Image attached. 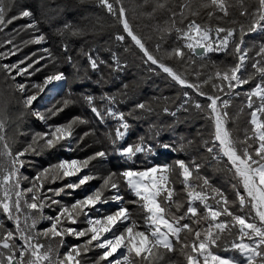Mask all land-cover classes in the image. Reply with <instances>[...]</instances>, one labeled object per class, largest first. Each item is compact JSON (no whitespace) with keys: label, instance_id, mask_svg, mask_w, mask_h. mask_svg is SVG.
<instances>
[{"label":"trees","instance_id":"trees-1","mask_svg":"<svg viewBox=\"0 0 264 264\" xmlns=\"http://www.w3.org/2000/svg\"><path fill=\"white\" fill-rule=\"evenodd\" d=\"M208 2L209 0H147L145 3V0H123V5L127 9V18L133 32L142 39L150 53L190 83L201 84L202 91L215 95L217 93L211 87V83L220 82L215 79L208 84L202 82L209 75H213L217 68L224 70L235 66L238 62L235 55L231 52H211L203 59L197 56L178 60L174 57L169 58L165 54V50H171L179 43L176 40L175 27L183 28L187 24V20L184 24L180 23L179 13L184 5H189L192 10L199 12L196 19L201 24L212 27L219 24L236 28L239 32L242 25L246 29L250 23L249 16L240 15L241 6L237 0H227L230 5V15L224 20L216 19V16L222 15L219 12L209 18L208 12L214 9L201 7V4ZM158 3H163L165 7L156 8ZM258 6L257 0H244V7L249 12L254 11ZM153 8H156L155 13L152 16L147 15ZM22 10L33 12L38 22V30L26 27L31 22L30 18H19L3 26V30L0 31V53L13 50L16 53V60L24 61L23 65L26 67L33 61L39 60V63L28 70L32 74L25 73L23 78V83L28 86V92L31 94L38 91L34 85L41 84L47 75L62 72L66 77L63 89L52 95L41 108L40 112L44 116V121L41 122L34 117L32 107H25L22 96L17 92L12 79L0 62V120L4 123L2 134L14 154L29 145L35 148V151H29L22 157L24 166L20 168L21 187L30 188L33 182L40 184L41 180H37V177L44 174L41 193L59 201V204H52L43 209L45 217H55L60 207L71 208L76 198L80 199V192L66 187L69 183H78V180L72 181L62 175L56 179L52 177L53 166L69 156L78 161L89 160L86 167L88 170L85 173L92 177L88 182V195L101 189L103 198L110 199L113 192L109 187H104V180L110 173L115 172L117 176L113 177V180L119 183L124 201L135 200L136 197L119 173L128 168L142 170L152 166H168L171 170L169 181L176 193L174 198L184 203L186 207L187 196L182 183L183 176L176 166L178 160H183L193 167V180L196 177L193 164L195 162L200 165L201 177H206L211 186L222 191L230 201L236 200L233 189L236 180L233 179L232 173L227 171L226 158L219 163L210 161L204 147V141L211 138L212 124L207 118V111L197 109L195 104L206 106L210 101L194 89L181 86L150 61L146 62L147 58L143 52L123 32L122 24L108 14L106 9L101 8L97 0H15L6 19L19 15ZM183 11L185 15L189 14V8L183 7ZM117 34L124 35L125 40L117 41L115 39ZM40 35L45 39L37 43L36 37ZM157 44L162 46L159 51ZM262 44H264V32L245 36V46L249 49L248 59L242 70L245 76L255 73V69L252 68L255 61L264 59L257 55ZM89 55L97 60V69L91 67ZM69 56L72 58L71 62L67 59ZM41 57L44 59H40ZM117 60L119 65L116 63ZM36 68L40 71H35ZM261 79L260 75L255 73L249 83L235 89V93L239 95L229 96L219 93L222 99L230 100L226 126L240 139L244 138L245 130L250 129L248 121L251 110L246 107L245 94L256 84L261 83ZM87 96L94 98L91 105L85 99ZM105 97L114 100L110 104ZM65 100L70 102L65 104ZM141 103L146 105L143 110L136 107ZM92 106H96L102 112H105L107 107H112L115 111L125 114L129 128L123 140L113 145L112 140L115 139L119 121L106 116L102 123L91 111ZM58 108L62 110L53 115L52 113ZM76 117L81 118L85 123L73 125L70 143L68 139H64L55 147L45 145V139L42 138L45 134H49L55 127H63L71 123ZM34 138L35 143H33ZM141 143L146 151L137 153L132 160L122 157L117 151L120 146ZM149 148L150 151L147 150ZM99 151H104L106 157L89 159ZM0 162L6 166L8 164L6 158H0ZM45 169H49V172L45 173ZM61 188L64 191L58 196L49 191V189ZM240 191L243 194L242 188ZM27 198L30 200L31 193L27 194ZM45 203L49 202L46 200ZM127 207L131 210L133 218L141 224L139 230H143L144 214L140 208L135 204H127ZM199 208L202 214V205ZM110 209L112 208L108 207L102 211L106 213L111 211ZM232 210L239 214L238 203L233 205ZM26 211L30 210L26 209ZM21 223L23 225V215H21ZM50 223L48 219L41 220L37 224V230L49 227ZM0 224L6 230H15L14 222L8 220L2 211H0ZM71 226L78 230L88 227L83 215H80L77 223ZM235 238L233 236L230 239ZM40 239L42 243H49L47 238ZM59 239H52L51 244L63 256L72 245L82 244L88 237L77 239L74 236H65L62 245L58 243ZM190 241L191 237H189ZM16 243L20 245L23 242L17 239ZM173 243L174 250L168 252L161 249V258L154 261V264H187L185 254L181 251L182 245L176 244L175 241ZM0 251L7 254L5 249L0 248ZM188 251L190 249H185V252ZM213 251L224 257L237 252V250L226 252L223 247L214 248ZM102 253L100 248L91 247L87 254L82 253L80 257L82 264H94ZM17 257H19L18 252ZM28 258L26 254L24 259ZM100 264H107V261H101Z\"/></svg>","mask_w":264,"mask_h":264},{"label":"snow or ice","instance_id":"snow-or-ice-1","mask_svg":"<svg viewBox=\"0 0 264 264\" xmlns=\"http://www.w3.org/2000/svg\"><path fill=\"white\" fill-rule=\"evenodd\" d=\"M97 2L118 23L122 24L123 32L143 52L147 58L146 62L150 61L151 64L158 65L177 83L194 89L210 101L206 106L199 103L195 104L197 109L207 111V118L212 124L211 138L204 141V147L209 154L210 161L219 163L226 158L227 171L231 172L233 179L236 180V183L233 184L236 200L230 201L222 191L213 188L206 177H201L199 164L193 162L196 172L195 180H193V167L183 160H178L176 166L181 170L183 176L182 183L187 196L186 207L184 203L174 198L176 193L169 181L171 171L169 167L152 166L142 170L128 168L119 173L128 189L136 197L132 201L125 202L124 197L120 194L119 183L113 180L117 173H110L105 178L104 187L115 190L110 199L115 201L118 207L114 213L107 214L102 219L92 218L88 211H85V209L95 208L98 203L108 202V199L103 198L104 194L101 189H97L84 199L77 200L71 205V208L60 207L55 217H45L43 209L52 204H59V201L41 193L44 174L37 177V180H41L40 184L33 182L30 188L23 189L21 187L20 168L24 166L22 157L29 151H35V148L33 145H29L14 154L2 134L4 123L3 120H0V158H6L8 161L7 166L0 162V173H3L0 175V189H2L0 211L15 224L14 231L6 230L0 224V248L7 250V254L0 251V264H5V262L6 264H82V259H80L82 253L87 254L91 247L104 249L94 264H100L101 261H107V264H154V261L161 258V249L168 252L174 250L173 241L182 245L181 251L185 254L187 264H201V260L202 264H239V261L234 257H224L213 251L214 248L221 247L226 252L238 250L246 257L247 264H264V59L257 60L252 64L255 73H258L262 79L261 83L256 84L245 94L246 107L251 111L248 121L250 129L245 130L243 139L234 136L227 128L229 115L227 109L230 100L222 99L219 95V93L229 96L232 94L239 95V93H235V89L249 83L254 78L255 73L245 76L242 71L249 52L248 47L245 46V36L250 33L264 32V0H257L259 6L251 12L244 7V0H237L241 6L240 15L251 18L247 28L245 29L242 25L239 32L236 28L224 27L219 24L215 27L201 24L196 19L199 16L197 10H192L189 5H184L183 7L189 8V14L185 15L182 7L179 13L181 16L180 23L184 24V21L187 20V24L183 28H175L176 40L179 43L171 50H165V54L169 58L184 60L186 57L191 59L198 56L203 59L211 52H231L238 58L235 66L224 70L217 68L213 75H209L202 82L208 84L214 79L219 81L220 83H211V87L216 90L217 94L215 95L202 91L201 84L190 83L175 72L173 68L149 52L142 39L133 32L123 0H97ZM146 2L147 0H145ZM14 4L15 0H7V2L0 0V31L3 30V26L11 24L19 18H30L31 22L26 27L38 30V22L31 10H22L19 15L6 19ZM164 7L163 3L156 5V8ZM201 7L214 9V11L208 12L210 19L215 16L216 12L222 13L221 16H216L217 20H224L230 15V5L227 0H209L208 3L201 4ZM156 8H153L152 12L147 13V15L152 16ZM44 39L45 37L40 35L36 42L39 43ZM115 39L124 41L125 36L117 34ZM156 47L159 51L162 46L157 44ZM65 51H67L66 48ZM10 54L14 55L15 53ZM4 55L0 53V57ZM257 55L264 57V44L260 46ZM40 59H44V57ZM67 59L69 62L72 61L71 56ZM88 59L91 67L97 69V60L91 55L88 56ZM23 63L24 61H19L16 64H5L2 67L15 80V76H12L14 70L17 76L25 73L31 75L32 73H29L28 70L33 68L34 64L39 63V60L21 68L20 64ZM116 63L119 65L118 60ZM35 71H40V69L36 68ZM64 79L65 76L62 72L53 73L47 75L42 84L34 85V87L39 92H43L48 85ZM17 89L21 93H26L25 107L30 108L33 101L37 99V95L29 93L28 86L22 83L17 85ZM185 95L187 96V93ZM85 99L91 105L94 98L87 96ZM105 99H108L110 104L114 100V98L108 97ZM69 102L68 100L64 101L65 104ZM136 107L143 110L146 105L141 103L137 104ZM61 110L58 108L52 114L54 115ZM91 111L102 123L106 116L119 121L115 139L112 140L113 145L124 139L129 124L123 112L115 111L112 107H107L105 112H102L96 106H92ZM40 118L44 119V116L41 115ZM76 123H85V121L76 117L71 123L63 127H55L49 134L42 137L45 139V145L55 147L59 141L69 138L72 135V127ZM33 143H35V138ZM147 150L150 151L151 149ZM117 151L122 157L132 160L137 153L144 152L146 149L141 143L120 146ZM97 157L105 158L106 153L104 151L96 152L89 159H96ZM88 163L89 160H63L53 166L52 177L56 179L61 175L63 177L75 176L82 167H87ZM48 172L49 169H45V173ZM90 179H92L91 176L84 175L78 183H69L66 187L76 189ZM240 188L243 189V194H241ZM49 191L58 196L64 189H49ZM28 193H31L30 200L27 198ZM46 200L49 203L46 204ZM237 203L240 210L239 214L232 210L233 205ZM127 204L137 205L144 214L143 230H139L141 224L133 218ZM201 205L202 214L199 208ZM26 209L30 211H26ZM21 215H23V225ZM80 215L86 218L88 227L78 230L75 227L65 226V222L75 225ZM43 219L50 220V226L43 230H37V224ZM204 224L207 226L204 227ZM118 226H122V230ZM105 233H111V236L105 237ZM182 234H184L183 240ZM65 236H74L77 239L88 237V239L82 244L72 245L61 256L53 248L51 240L60 238L58 243L62 245ZM233 236L236 238L230 239ZM41 237L47 238L49 243H42ZM189 237H191L190 242ZM245 238L248 242H245ZM17 239L23 243L17 245ZM93 242L96 243L93 244ZM120 249H123L124 252L110 260L109 257H113ZM185 249H190V251L185 252ZM17 252L19 257H17ZM26 254L29 257L27 260L24 259Z\"/></svg>","mask_w":264,"mask_h":264},{"label":"rangeland","instance_id":"rangeland-1","mask_svg":"<svg viewBox=\"0 0 264 264\" xmlns=\"http://www.w3.org/2000/svg\"><path fill=\"white\" fill-rule=\"evenodd\" d=\"M258 33H260V32H256V33H254V34H251V33H250V34H251V35H256V34H258ZM36 39H37V37H36ZM43 49H44V48H43ZM13 52H14L13 50H10V51H6L5 53H3V54H5V55H4L3 57H0V62H1V65H2V66L5 65V64H9V65H11V64H16V63L19 62V61L16 60V53H15V52H14V53H15L14 55H11V54H10V53H13ZM20 67H21V68H24V67H26V66L23 65V64H20ZM12 76H15V80H13V79L11 78V76H10V78L12 79V81H13V83H14V86H15V88H16V90H17V92L22 96V99H23V101H24V103H25V96H26V93H21V92L17 89V85H18V84H21V83L24 84V83H23V78H24L25 74H24V75H18V76H17V75L15 74V70H14L13 73H12ZM57 82H59V83L61 84V86L59 87V89L52 90V88H54L53 85H54L55 83H57ZM42 83H43V81H42ZM42 83H41V84H42ZM65 83H66V77H65V79L62 80V81H56V82H54L53 84L48 85V86L44 89L43 92H39V90H38V91L35 93V94L37 95V99H36L35 101H33V104L31 105V107H32V112H33V115H34L35 118H37V119H38L39 121H41V122L44 121V119H41V118H40V116L42 115V113L40 112V111H41V108L43 107V105L48 101V99H49L52 95L58 93L59 91H61V90L63 89ZM237 88H238V87H237ZM121 131H123V129H121ZM2 133H3V132H2ZM70 138H71V136H70L69 138H67V139L69 140V143L71 142ZM124 138H125V137H124ZM69 150H70V148L67 149V151H69ZM73 159L76 160V158H74V157H72V156L64 157V158H63V160H68V161H71V160H73ZM87 170H88V168H86V167H82V168H81V171H80L77 175H75V176H69L68 178L71 179L72 181H73V180H78V181H79V179H80L81 177H83L84 175H86L85 173H86ZM88 182H89V181H88ZM88 182L85 183L84 185H81L79 188L73 189L74 191H78V192L81 193L80 199H79V198H76L77 200L84 199L86 196H88V194H87V190L89 189V187H88ZM73 183H75V182H73ZM111 190H112V192H113V193H112V195H113L114 192H115V190H113V189H111ZM120 194H121V193H120ZM77 200H76V201H77ZM108 207H109V208H112V209H110L111 211H108V212L104 213V212L102 211V209H104V208H108ZM117 207H118V205H117V203H116L115 201H112L111 199H108V202H107V203H98V204L95 206V208H92V209H85V211H88L89 216L92 217V218H101V219H102L105 215L114 213V212L117 210ZM85 220H86V218H85ZM66 223H67V222H65V226H69V225H67ZM70 226H71V225H70ZM71 227H74V226H71ZM118 227H120V229L122 230V226H118ZM104 236H105V237H109V236H111V233H105ZM245 242H248L246 238H245ZM101 250H102V252L104 251V249H101ZM122 252H124L123 249L118 250V252L115 253L113 257H109V259L111 260V259H114V258L120 256ZM227 257H234L237 261H239V264H247V259H246V257H245L242 253H240L238 250H237V252L232 253L231 255H229V256H227ZM257 259H259V258H257Z\"/></svg>","mask_w":264,"mask_h":264},{"label":"bare ground","instance_id":"bare-ground-1","mask_svg":"<svg viewBox=\"0 0 264 264\" xmlns=\"http://www.w3.org/2000/svg\"><path fill=\"white\" fill-rule=\"evenodd\" d=\"M61 86V84L59 82L55 83L53 85L54 88H52V90H56V89H59V87Z\"/></svg>","mask_w":264,"mask_h":264},{"label":"water","instance_id":"water-1","mask_svg":"<svg viewBox=\"0 0 264 264\" xmlns=\"http://www.w3.org/2000/svg\"><path fill=\"white\" fill-rule=\"evenodd\" d=\"M157 67H158V65H156ZM161 69V68H160ZM162 70V69H161ZM163 71V70H162ZM182 86V85H181ZM185 87V86H184ZM203 97H205V96H203Z\"/></svg>","mask_w":264,"mask_h":264},{"label":"built area","instance_id":"built-area-1","mask_svg":"<svg viewBox=\"0 0 264 264\" xmlns=\"http://www.w3.org/2000/svg\"><path fill=\"white\" fill-rule=\"evenodd\" d=\"M175 28H178V27H175ZM180 28V27H179ZM251 34H254V33H251Z\"/></svg>","mask_w":264,"mask_h":264}]
</instances>
